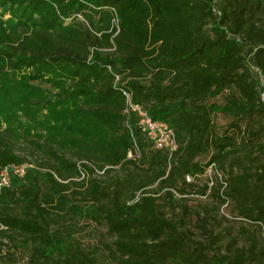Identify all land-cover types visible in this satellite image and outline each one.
<instances>
[{"label": "trees", "instance_id": "16d2710c", "mask_svg": "<svg viewBox=\"0 0 264 264\" xmlns=\"http://www.w3.org/2000/svg\"><path fill=\"white\" fill-rule=\"evenodd\" d=\"M120 88L174 129L171 156L127 124ZM11 164L0 264H264V0H0ZM81 220L110 241L84 246Z\"/></svg>", "mask_w": 264, "mask_h": 264}, {"label": "built area", "instance_id": "2783aa9c", "mask_svg": "<svg viewBox=\"0 0 264 264\" xmlns=\"http://www.w3.org/2000/svg\"><path fill=\"white\" fill-rule=\"evenodd\" d=\"M119 83V76L116 75L114 79V84ZM123 96H124V109L123 113L126 116V122L129 123V119L131 116L136 118V125L138 130L146 137V139L150 142L152 147L157 150H164L168 153L169 156L176 151L179 147L176 134L174 129L166 122L161 120H153L147 113V111L138 103H135L132 100L131 93L123 88H120ZM134 156H139L138 148L135 147ZM128 157L132 158L133 154L128 153ZM26 165H7L0 169V190L2 188L9 187L11 178L13 176L22 177L25 174ZM208 179L209 187L213 184L212 176H215L219 179V181L225 185L222 181V175L217 169L214 163H210L208 168L204 173ZM193 177L190 175L185 176V181H192ZM226 203L221 206L220 211L226 215L225 207Z\"/></svg>", "mask_w": 264, "mask_h": 264}, {"label": "rangeland", "instance_id": "374dc122", "mask_svg": "<svg viewBox=\"0 0 264 264\" xmlns=\"http://www.w3.org/2000/svg\"><path fill=\"white\" fill-rule=\"evenodd\" d=\"M261 84L263 83L262 79ZM45 86V84H43ZM216 101H220L221 98H216ZM229 118L226 116H223L222 114H216L213 116V122L219 130L225 127V125L229 122ZM208 159V155L200 157L198 160L201 162H204ZM124 172H118L116 169L111 173L112 178H115L119 175L123 176ZM110 175V176H111ZM93 176L98 177V173H94ZM207 202L201 201V199H198L197 197H189L188 196V205L190 207H195L198 210H201V207L206 204ZM225 212L229 215L231 214L227 210ZM225 215L219 211V214L217 216V221L222 219ZM221 226H231L230 228L233 229L234 233H238V223H233L232 219L223 220L221 222ZM75 237L86 247H101L103 248V243L110 241L109 235L106 233V228L103 225H95L93 223L87 222V221H79V224L77 226V231L75 232ZM260 238V237H259ZM25 257H22L17 260L14 264H24Z\"/></svg>", "mask_w": 264, "mask_h": 264}]
</instances>
